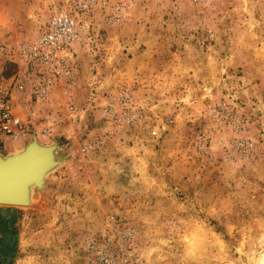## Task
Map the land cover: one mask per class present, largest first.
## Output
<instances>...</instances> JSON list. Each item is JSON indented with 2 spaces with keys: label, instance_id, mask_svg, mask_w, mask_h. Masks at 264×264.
Instances as JSON below:
<instances>
[{
  "label": "rangeland",
  "instance_id": "374dc122",
  "mask_svg": "<svg viewBox=\"0 0 264 264\" xmlns=\"http://www.w3.org/2000/svg\"><path fill=\"white\" fill-rule=\"evenodd\" d=\"M57 10L81 37L38 98L11 77ZM5 90L0 155L52 164L0 205V264H264V0H0Z\"/></svg>",
  "mask_w": 264,
  "mask_h": 264
},
{
  "label": "built area",
  "instance_id": "2783aa9c",
  "mask_svg": "<svg viewBox=\"0 0 264 264\" xmlns=\"http://www.w3.org/2000/svg\"><path fill=\"white\" fill-rule=\"evenodd\" d=\"M85 7L86 4H81L78 9L82 10ZM80 29L79 23L70 14L59 10L52 13L38 36L19 46L24 66L11 77V83L14 82L13 88L23 91L24 71L36 68L38 77L32 94L38 98H45L48 88L55 82V72L66 68V62L80 40ZM10 100L11 94L8 91H0V136L4 137L19 136L25 127L21 118L11 111Z\"/></svg>",
  "mask_w": 264,
  "mask_h": 264
},
{
  "label": "water",
  "instance_id": "95a60500",
  "mask_svg": "<svg viewBox=\"0 0 264 264\" xmlns=\"http://www.w3.org/2000/svg\"><path fill=\"white\" fill-rule=\"evenodd\" d=\"M30 145V144H29ZM29 145L20 153L15 154V156L13 158H9V160L3 162V164H0V171L4 173V175H7V185L6 186V190L5 193H0V205L3 206H20V205H24L26 204V197H27V190L24 186V182L22 183V185L18 186V184L14 187H12V185H10V183H12V178L11 177H15L18 178V175L16 174L19 171H22L24 166L20 165L19 163L21 161H24L27 159L29 153L31 151H29ZM40 147V146H38ZM43 149V147H40ZM45 150L47 149V156L46 158H48V160L45 162L46 164H44V166L42 168L39 169L38 171V175L36 176L37 178L34 179L36 181L33 180V177L30 179L31 185L34 184V186L40 185L41 181H42V176L45 173V171L48 169V167L52 164V158L50 155V149L49 148H44ZM29 151V152H28ZM1 175V174H0ZM20 176V174H19ZM26 176V175H25ZM1 179V177H0ZM29 182V183H30ZM1 184V182H0Z\"/></svg>",
  "mask_w": 264,
  "mask_h": 264
},
{
  "label": "bare ground",
  "instance_id": "6f19581e",
  "mask_svg": "<svg viewBox=\"0 0 264 264\" xmlns=\"http://www.w3.org/2000/svg\"><path fill=\"white\" fill-rule=\"evenodd\" d=\"M29 148L30 149H28V150L31 152L29 153L27 159L24 161H21L19 163L20 165H23V166L25 165L23 170L16 173L18 175V178H16V176L11 177L13 180H12V183H10V185H12V187H14L15 184L16 185L18 184V186H20L24 182V186H25L26 190L28 188L27 192H29L30 187L34 185V184L31 185L30 179L32 177H33V180L37 178L36 176L38 175L39 169L42 168L44 166V164H46L45 162L48 160V158H46V156L48 155L47 149L45 150L44 148L42 149V148L38 147L36 142L33 141L29 145ZM14 156H15V153H11V154H8L6 156L0 155V164H3V162H5L6 160L8 161L9 158H13ZM0 174H1L0 175V177H1V179H0V182H1L0 193H5V190H6L5 185L8 184L6 179L8 176L4 175V173L1 171H0ZM19 174H20V176H19ZM34 181H36V180H34Z\"/></svg>",
  "mask_w": 264,
  "mask_h": 264
},
{
  "label": "crops",
  "instance_id": "0c3cea01",
  "mask_svg": "<svg viewBox=\"0 0 264 264\" xmlns=\"http://www.w3.org/2000/svg\"><path fill=\"white\" fill-rule=\"evenodd\" d=\"M108 89H110V87Z\"/></svg>",
  "mask_w": 264,
  "mask_h": 264
}]
</instances>
